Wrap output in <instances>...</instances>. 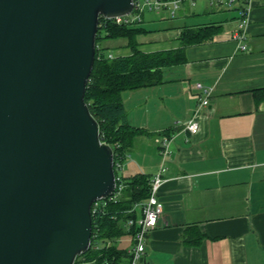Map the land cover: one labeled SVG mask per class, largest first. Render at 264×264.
I'll use <instances>...</instances> for the list:
<instances>
[{"label":"crops","instance_id":"1","mask_svg":"<svg viewBox=\"0 0 264 264\" xmlns=\"http://www.w3.org/2000/svg\"><path fill=\"white\" fill-rule=\"evenodd\" d=\"M240 7L186 2L174 37L139 39L145 53L175 50L184 27H219L212 39L185 48V63L164 68L162 84L122 94L128 123L145 132L123 163V178L167 168L157 193L163 211L139 264H264V100L254 96L264 89V0H253L247 50L232 38ZM108 42L101 44L107 53L131 54L126 40H114L115 52ZM197 83L213 89L200 110ZM192 119L196 134L183 128ZM163 135L173 138L165 159L157 144ZM115 244L129 252L134 241L125 235Z\"/></svg>","mask_w":264,"mask_h":264},{"label":"water","instance_id":"2","mask_svg":"<svg viewBox=\"0 0 264 264\" xmlns=\"http://www.w3.org/2000/svg\"><path fill=\"white\" fill-rule=\"evenodd\" d=\"M134 0H0V264H75L117 187L85 101L101 17Z\"/></svg>","mask_w":264,"mask_h":264},{"label":"trees","instance_id":"3","mask_svg":"<svg viewBox=\"0 0 264 264\" xmlns=\"http://www.w3.org/2000/svg\"><path fill=\"white\" fill-rule=\"evenodd\" d=\"M217 26L184 27L180 33L182 47L175 50L145 53L140 50L139 37L148 33L142 24L118 25L112 20L99 21L96 37V56L89 79L85 101L99 123L100 136L114 151V162H124L135 139L145 132L131 126L122 94L163 83V69L187 61L185 48L212 39ZM124 39L131 54L109 58L102 42ZM258 102L264 100V89L254 91ZM117 175V172H116ZM118 176V175H117ZM151 178L139 174L123 178V189L116 201L105 199L98 211H92V241L89 251L78 257L76 263L131 264L132 256L126 249L116 246V240L133 235L135 227L125 228L129 219H136L138 206L150 196Z\"/></svg>","mask_w":264,"mask_h":264},{"label":"built area","instance_id":"4","mask_svg":"<svg viewBox=\"0 0 264 264\" xmlns=\"http://www.w3.org/2000/svg\"><path fill=\"white\" fill-rule=\"evenodd\" d=\"M194 4L195 0H187ZM220 4H225L229 7L235 5L238 1L241 2L240 7V17L238 19V26L236 31L233 33L232 38L239 44V47L242 50H247V30L250 24V15L252 11V4L253 0H215ZM179 7V0H134L133 10L131 13L115 17V18H105L101 17L104 20H112L118 25H136L141 24L145 20V13L146 12H154L158 15L162 11L170 12L171 17L175 16L176 10ZM113 54L109 55V58H113ZM196 88L199 89L202 94L203 98L199 103V110L209 103V98L212 95L213 89L206 88L201 83H197ZM184 130L189 131L191 134H196L198 132V123L192 119L191 121L187 122L184 125ZM172 136L170 135H163L157 140V144L160 150L161 155L165 159L170 153V144L172 142ZM129 156V155H128ZM127 156V157H128ZM125 162V161H124ZM124 162H114V168L117 172L119 169L123 168ZM167 168L165 165H161L160 170L156 175L151 178L150 181V196L148 199L137 207L139 214L136 219H129L126 224L125 228L130 230L131 227H135V231L132 235L134 245L129 253L132 256L131 264H139L146 249V241L147 235L155 229L158 224L159 220L163 211L162 205L158 200L157 193L163 183L165 182L164 173L166 172ZM118 175V173H117ZM117 187L114 194L108 198L116 201L119 199L121 195V191L123 189V177L117 176ZM106 198V199H108ZM105 200V199H104ZM98 201L93 204L92 211L96 213L99 207L102 205L103 201ZM75 264H85V262H79Z\"/></svg>","mask_w":264,"mask_h":264},{"label":"rangeland","instance_id":"5","mask_svg":"<svg viewBox=\"0 0 264 264\" xmlns=\"http://www.w3.org/2000/svg\"><path fill=\"white\" fill-rule=\"evenodd\" d=\"M186 2L190 3V5L192 4L191 2L187 0H179V7L176 10L174 17H171L170 12L168 11H162L159 15L154 12H146L145 21L141 24L146 29L152 32L148 33L147 35H143L139 37V39H142L141 41L143 42H149V41H153L154 39H159V37L160 36L163 37V35L174 37V33L176 32L175 30L178 27L183 26V20L178 19V16H179L180 10L186 5ZM152 17L157 21L154 23H149L148 19ZM112 43H114V40L109 39V42L106 45L109 48V50H111L112 52H115L114 45ZM110 54L111 53H109V55ZM117 173L119 176L123 177L122 169H119Z\"/></svg>","mask_w":264,"mask_h":264}]
</instances>
